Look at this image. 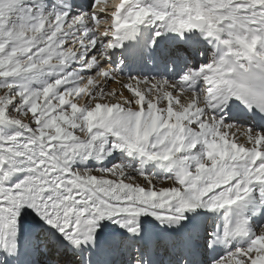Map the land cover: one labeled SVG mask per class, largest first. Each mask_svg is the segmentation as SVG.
I'll list each match as a JSON object with an SVG mask.
<instances>
[{"label":"snow or ice","instance_id":"6c2138e0","mask_svg":"<svg viewBox=\"0 0 264 264\" xmlns=\"http://www.w3.org/2000/svg\"><path fill=\"white\" fill-rule=\"evenodd\" d=\"M0 264H264V0H0Z\"/></svg>","mask_w":264,"mask_h":264},{"label":"bare ground","instance_id":"6f19581e","mask_svg":"<svg viewBox=\"0 0 264 264\" xmlns=\"http://www.w3.org/2000/svg\"><path fill=\"white\" fill-rule=\"evenodd\" d=\"M113 87H116V85H113Z\"/></svg>","mask_w":264,"mask_h":264}]
</instances>
